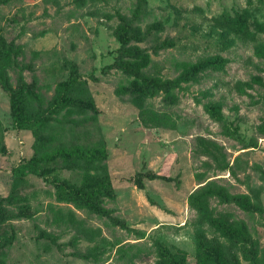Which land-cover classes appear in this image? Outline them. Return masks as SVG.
Returning a JSON list of instances; mask_svg holds the SVG:
<instances>
[{
    "label": "rangeland",
    "instance_id": "rangeland-1",
    "mask_svg": "<svg viewBox=\"0 0 264 264\" xmlns=\"http://www.w3.org/2000/svg\"><path fill=\"white\" fill-rule=\"evenodd\" d=\"M0 39L13 49L10 92H29L35 118L56 123L59 88L84 83L91 106L76 118L82 124H68L67 150L97 154L109 179V189L77 207L57 200V182H82L61 157L42 176L15 175L37 155L36 142L14 127L0 87V264H161L159 245L196 264L200 214L189 198L209 182L260 201L262 216L216 196L202 206L210 219L243 222L264 249V0H0ZM128 48L149 54L147 76L172 80L180 62L219 60L221 68L183 84L174 104L162 94L148 99L175 124L148 126L131 97L117 95L133 79L122 65ZM201 228L207 241L222 242ZM114 244L134 248L120 259Z\"/></svg>",
    "mask_w": 264,
    "mask_h": 264
},
{
    "label": "trees",
    "instance_id": "trees-1",
    "mask_svg": "<svg viewBox=\"0 0 264 264\" xmlns=\"http://www.w3.org/2000/svg\"><path fill=\"white\" fill-rule=\"evenodd\" d=\"M126 44V42H124ZM264 51V48H262ZM129 60H122L123 71L132 81L130 87L121 86L117 95L121 98L129 95L131 103L139 109L141 121L148 126L173 128L174 122L165 113H158L146 106V101L162 94L163 99L169 104H174L178 97L176 90H181L183 84L194 81L196 77L208 70H219V60L211 63L180 62L175 65L178 75L172 79H163L160 76H147L146 69L153 67L148 53L126 49ZM13 49L0 39V87L10 98L12 118L17 130H31L36 142V156L31 160L19 164L14 168V174L19 176L25 171L44 175L48 163L53 162L55 156H59L70 168H78L82 173V182L79 186L69 182H57V200L59 202H73L77 207H86L87 203L96 199L105 190L109 189V179L105 165L95 153H87L81 147H73L67 150L68 133L72 126L82 124L76 118L86 116L91 106V97L83 82L75 79L58 90L51 109L52 114L64 110V114L56 123L46 119L35 118V105L29 94L24 89L18 92H10V83L7 75L12 64ZM132 58V59H131ZM208 113L217 121H221L219 109L206 107ZM73 124L69 126L68 124ZM45 135V136H44ZM59 147L51 151L54 145ZM216 196L223 203H234L245 213L257 212L262 216L263 209L259 200H252L246 194H230L225 187L217 186L209 182L201 186L189 198L190 206L198 210V223L195 228L197 240L196 264H242L237 257L241 253L243 261L247 264H264V249H260L257 242L251 240L248 229L243 222L236 220L210 219L204 212V206L209 197ZM201 204V207L197 205ZM71 221L73 215L69 213ZM55 221H61V216H55ZM76 223V222H75ZM208 225L210 229L220 235L222 242L207 241L201 226ZM116 253L120 259L126 256L134 246L125 248L123 245L114 244ZM158 258L161 264H186V253L181 250L171 252L165 247L157 246ZM137 251H141L137 248Z\"/></svg>",
    "mask_w": 264,
    "mask_h": 264
}]
</instances>
